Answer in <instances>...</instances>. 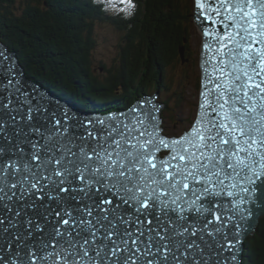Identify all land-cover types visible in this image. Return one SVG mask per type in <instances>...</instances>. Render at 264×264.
<instances>
[{
    "label": "snow or ice",
    "instance_id": "obj_1",
    "mask_svg": "<svg viewBox=\"0 0 264 264\" xmlns=\"http://www.w3.org/2000/svg\"><path fill=\"white\" fill-rule=\"evenodd\" d=\"M195 6L222 30L204 28L199 110L178 138L150 100L73 128L0 98V264H238L264 190V0Z\"/></svg>",
    "mask_w": 264,
    "mask_h": 264
},
{
    "label": "trees",
    "instance_id": "obj_2",
    "mask_svg": "<svg viewBox=\"0 0 264 264\" xmlns=\"http://www.w3.org/2000/svg\"><path fill=\"white\" fill-rule=\"evenodd\" d=\"M106 3L0 0L1 40L16 53L26 77L81 109L124 108L143 94L158 92L165 106L163 121L172 107L162 97L170 89V69L190 60L192 0H133L134 7L114 16L107 13ZM97 25H110L120 35L109 67L101 60L96 66ZM96 67L105 74L97 75ZM168 114L167 126L173 124ZM241 262L264 264V216L245 238Z\"/></svg>",
    "mask_w": 264,
    "mask_h": 264
},
{
    "label": "rangeland",
    "instance_id": "obj_3",
    "mask_svg": "<svg viewBox=\"0 0 264 264\" xmlns=\"http://www.w3.org/2000/svg\"><path fill=\"white\" fill-rule=\"evenodd\" d=\"M110 2L111 4H114L115 1L111 0ZM124 3L125 1H123L122 3L123 6L125 5ZM129 3L133 4V1H127V4ZM44 5L46 6V1L44 2ZM53 23H55L54 17ZM188 26L189 41L187 43V55L189 56L190 60L178 62L174 70L170 69L169 78H172L169 87L170 89L164 91L162 94L163 99L167 101V105H172V107L170 106V111L167 110L166 112H164L165 119L161 123V126L163 127L162 133L167 135L177 134L185 129V127H187L190 119L194 115L195 105L197 101V86L199 79L197 59L200 38L199 32L195 27L193 21L190 20L188 22ZM95 34L96 66H98V62L101 60L107 67H109L112 63L113 58L117 54V50L119 49L118 46L120 42V35L115 31L114 28L107 25H97L95 27ZM95 71L97 75L105 74L102 70H98L97 67L95 68ZM155 93L156 92H154V94ZM168 113L173 116V124L169 126H167V122L171 123V121L169 119L170 116ZM164 125H166L167 128H165Z\"/></svg>",
    "mask_w": 264,
    "mask_h": 264
},
{
    "label": "water",
    "instance_id": "obj_4",
    "mask_svg": "<svg viewBox=\"0 0 264 264\" xmlns=\"http://www.w3.org/2000/svg\"><path fill=\"white\" fill-rule=\"evenodd\" d=\"M193 19H194V22L196 23V25L200 28V30L202 32V46H201V53H200V60H199V65H200V69H201V82H200V92H201V90H202L201 84H202V77H203L201 63H202V53L204 51L203 50V44L205 42L204 28L208 27L210 30H212V29H221L222 30V26L218 25V24H213L212 21H209V20H204V22L202 24L201 21L197 19L196 6L194 9ZM201 19H203V18H201ZM0 54H2V55H0V98L7 97V96L11 95V99L13 100V107L20 106V105L27 107V105L24 104L25 96L27 95L31 100L32 107L33 108L40 107V109H41V111L38 114H36V118H35V122L38 124L44 123L46 118L51 113H55L56 117L59 118L62 113L69 110L68 107L64 108V105H60V104L58 105V104H56L54 99L50 98L51 97L50 93H52V92L46 90L45 88H43L41 85H39L36 82H35L36 84L32 83L31 81H33V80L26 77V75L24 73V69L22 68V66L18 62L17 56L14 54V52L11 49L6 47L2 43L1 40H0ZM9 80H12L14 82H18V85L20 87L19 93L16 91V87H17L16 83H14L12 85V87H9L7 89V91L4 90V88L2 86L6 85ZM46 91H48L50 93H48ZM145 100H150L151 104L155 105L152 98H150V99H147L145 97L141 98V101H145ZM200 100H201V97H200V93H199V104H200ZM56 105H58L59 107H57ZM74 107H75V109H77L78 105H74ZM155 107H156V105H155ZM78 109L80 110L81 107H79ZM71 110L72 109L70 108V111ZM198 110H199V105H198ZM122 113H125V112L111 113L110 115H119ZM68 114H70V112ZM153 114L157 117L158 111L154 112ZM197 114H198V111H197ZM69 117H70L69 123L73 126V128H78V125L82 124L80 121H78L79 118L77 116L72 117L71 115H69ZM107 119H108V117L101 119V120H107ZM85 120L87 121V119H85ZM82 131H83V129H78L76 134L78 135ZM10 133H11V127H9V134ZM0 145H5V141L0 140ZM6 146L10 147L11 142L9 141L6 144ZM162 150L158 155H161V153H163ZM255 196L258 197V199H254L252 202H250L247 205V207L249 209H251V211H252V216L249 217L247 223H245L243 225L245 232H244V235L240 237L241 242L237 246V249H236V252L238 255V264H239V260H240V256H241L242 240H243L244 236L249 234L250 232H252L256 228V226L259 223L260 216L264 215V190L258 189Z\"/></svg>",
    "mask_w": 264,
    "mask_h": 264
},
{
    "label": "clouds",
    "instance_id": "obj_5",
    "mask_svg": "<svg viewBox=\"0 0 264 264\" xmlns=\"http://www.w3.org/2000/svg\"><path fill=\"white\" fill-rule=\"evenodd\" d=\"M194 9H195V0H192V13H191V19L195 25V27L197 28L198 32H199V50H198V69H199V79H198V86H197V101H196V105H195V111H194V115L193 117L190 119L187 127H185V129H183L181 132L177 133V134H173V138H178L181 134L183 135L186 131H188L191 126L193 125L195 119H196V116H197V111H198V105H199V93H200V82H201V69H200V65H199V60H200V53H201V46H202V32L200 30V28L196 25V23L194 22V19H193V15H194ZM16 55V54H15ZM162 118V117H161ZM264 216V215H261L260 218ZM259 218V219H260ZM258 226V225H257ZM257 226L256 228L250 232L249 234L245 235L243 240H242V250H241V256H240V260H239V264H242L241 260H242V255H243V248H244V240L245 238L250 235L251 233L255 232V230L257 229Z\"/></svg>",
    "mask_w": 264,
    "mask_h": 264
},
{
    "label": "bare ground",
    "instance_id": "obj_6",
    "mask_svg": "<svg viewBox=\"0 0 264 264\" xmlns=\"http://www.w3.org/2000/svg\"><path fill=\"white\" fill-rule=\"evenodd\" d=\"M8 14H9V13H8ZM10 27H11V26H10ZM0 40H1V37H0ZM1 41H2V40H1ZM2 43L5 44L3 41H2ZM5 45H6V44H5ZM6 46H7V45H6ZM7 47H8V46H7ZM8 48H9V47H8ZM9 49H10V48H9ZM13 52H14V51H13ZM14 54H16V53L14 52ZM22 68H23V67H22ZM148 94H149V93H147V94H145V95H148ZM159 112H160V111H159ZM181 135H182V134H181ZM181 135H180V136H181ZM172 136H173V135H172ZM259 220H260V219H259Z\"/></svg>",
    "mask_w": 264,
    "mask_h": 264
}]
</instances>
